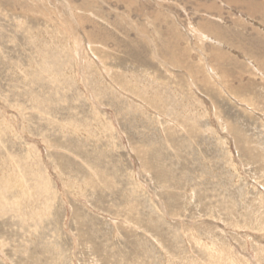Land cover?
<instances>
[{
	"label": "rangeland",
	"instance_id": "374dc122",
	"mask_svg": "<svg viewBox=\"0 0 264 264\" xmlns=\"http://www.w3.org/2000/svg\"><path fill=\"white\" fill-rule=\"evenodd\" d=\"M0 264H264V0H0Z\"/></svg>",
	"mask_w": 264,
	"mask_h": 264
}]
</instances>
